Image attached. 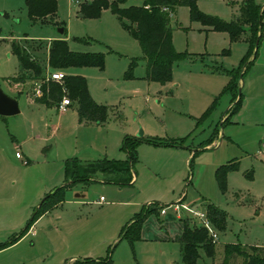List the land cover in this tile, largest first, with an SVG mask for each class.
<instances>
[{
	"label": "rangeland",
	"instance_id": "obj_1",
	"mask_svg": "<svg viewBox=\"0 0 264 264\" xmlns=\"http://www.w3.org/2000/svg\"><path fill=\"white\" fill-rule=\"evenodd\" d=\"M253 1L264 6V0ZM242 2L195 0L201 12L196 20H191L188 6L175 8L170 16L172 46L186 57L173 63L171 80L162 84L147 79L139 41L109 9L99 17L79 16L75 0H58L54 18L33 23L25 0H0V88L9 96L17 91L7 81L18 70L11 39L29 36L47 42L61 35L58 28L64 27L62 35L70 50L103 54L102 68L84 66L65 73L82 75L92 99L107 110L105 122L95 130L77 127L74 103L65 94L71 108L64 117V129L52 137L47 127L59 120L56 109L30 103L24 94L17 96L19 112L0 116V190L5 203L29 196L30 190L48 194L65 180L67 159L124 162V136L137 137L141 132L138 137L144 139L186 138L173 140L176 147L138 142L132 182L125 172L97 173L96 180L76 182L63 204L35 223V238L30 231L15 246L0 250V264H75L76 259H104L118 241L122 226L143 206L157 210L142 224L144 240L132 245L119 241L111 264H164L167 259L168 264L175 259L182 264L176 237L185 217L191 225L197 223L186 208L206 211L209 204L227 214L223 230L212 224L216 234L219 232L215 239L219 250L231 241L264 245V25L256 58L241 79L242 99L234 112H227L231 95L222 93L228 75L210 71L237 67L249 49L244 41L231 42L227 32L215 29L211 22L213 17L229 21L239 13ZM142 3L126 0L122 6ZM133 61L132 77H126ZM21 90L32 96L34 85ZM58 104L54 106L60 111ZM224 115L226 121L221 120ZM31 123L34 130L28 127ZM35 133L39 139L33 140ZM22 136L27 137L25 145L31 153L27 165L15 158L14 144ZM233 161L238 162L237 169L228 172L222 192L216 168ZM78 192L85 196L76 198ZM100 196L104 200L99 202ZM8 233L0 232V244L7 241Z\"/></svg>",
	"mask_w": 264,
	"mask_h": 264
},
{
	"label": "trees",
	"instance_id": "obj_2",
	"mask_svg": "<svg viewBox=\"0 0 264 264\" xmlns=\"http://www.w3.org/2000/svg\"><path fill=\"white\" fill-rule=\"evenodd\" d=\"M79 12L84 16L99 17L104 9H109L118 19L121 26L139 41L142 57L146 62V77L149 80L162 84L171 80L173 63L186 57L184 52H176L171 41L170 16L178 6H188L191 20L200 18L201 12L197 9L195 0H143L142 5L122 6L126 0H78ZM26 10L30 20L44 22L54 18L58 9V0H25ZM264 6L256 4L253 0H243L239 13L229 21L213 17L212 26L223 30L229 35L231 42L244 41L248 44V51L241 58L237 67L226 70L222 67L214 71L226 73L229 77L222 93L231 95V104L227 110L231 113L238 109L242 93L238 95L240 81L253 63L258 52L262 38L264 23L262 16ZM11 49L16 55L18 70L12 77L7 78L9 83H39L41 94L32 95L35 102L46 105H57L61 98L67 95L74 103L78 121L80 123L103 124L107 117L106 107L97 104L91 97L86 79L82 75L66 74L65 70L72 67L94 66L103 67L104 57L101 53H83L70 50L66 39H53L50 41H36L27 36L11 43ZM135 61L130 64L126 77H132L131 69ZM64 73L62 82L48 77L50 72ZM65 88V90L63 89ZM213 107V105H212ZM211 109V108H210ZM210 109L205 112L207 115ZM228 116L224 117V121ZM214 134L208 139L213 140ZM179 139H158L149 137L144 139L136 136H124L121 149L126 154L124 162L113 160H100L96 162H80L71 159L65 164V181L54 190L46 194L34 208L25 226L9 241L0 244V249L16 242L27 233L33 223L44 213L65 200L66 190L76 182L88 183L96 180V174L123 173L131 182L132 168L137 161L136 145L146 142L158 146H177L174 141ZM174 140V141H173ZM175 141V142H176ZM237 161L221 164L216 168L215 177L220 190L225 191V180L228 172L237 169ZM157 212L143 206L132 218L125 223L119 233L118 241L113 248L108 249L104 259H80L75 264H111L114 247L121 240H127L132 245L140 239V231L147 216ZM206 213L211 223L218 229L226 226L227 214L213 204L206 206ZM181 259L183 264H197L204 254L210 259V264H264V246L242 245L240 243H226L223 246V258L215 262L216 240H213L206 228L183 219L182 232L179 238Z\"/></svg>",
	"mask_w": 264,
	"mask_h": 264
},
{
	"label": "crops",
	"instance_id": "obj_3",
	"mask_svg": "<svg viewBox=\"0 0 264 264\" xmlns=\"http://www.w3.org/2000/svg\"><path fill=\"white\" fill-rule=\"evenodd\" d=\"M78 5V4H77ZM79 6V5H78ZM77 6V7H78ZM63 28V32L62 33H60L61 35H57V36H53L51 39H49L48 41H50V40H53V39H66V37L65 36H63L62 34L63 33H65V28L64 27H62ZM27 37H29V36H27ZM29 38H33V37H29ZM19 38H17V39H11V41H10V44L12 43V42H15V41H17ZM238 42H242V41H238ZM72 68H77V67H72ZM71 69V68H70ZM210 71H214V70H210ZM228 82V81H227ZM12 84H14V83H12ZM29 85L30 83L29 82H26V83H17V84H15L16 85V88H17V91H16V94H14V95H10V96H12V97H14V98H17V96H20V94H24V95H26L27 96V98H29V102L30 103H33V104H36V105H42V106H46V105H43V104H40V103H37V102H35L34 101V99H33V97L32 96H30L29 94H27L26 93V91H23V90H21L24 86H26V85ZM240 84H241V81H240ZM231 100H232V98H231ZM231 102V101H230ZM46 107H54L55 109H56V113H57V115H59L60 117L58 118L59 120L56 122V124L53 126V127H47L48 128V131H49V135H51L52 137H55V136H57V134L62 130V129H64V125H65V121H66V119L67 118H65L64 119V117H65V115H67V113H68V111H69V108H71L70 107V105L68 106V108L65 110V111H58V109H57V107L56 106H46ZM73 107H75V105L73 106ZM229 108V107H228ZM76 109V108H75ZM77 113V112H76ZM1 116V115H0ZM3 117H5V116H3ZM224 117H225V115L221 118V120H223L224 119ZM100 125H103V124H97V123H87V124H84V123H80L79 121H78V116H77V127L79 126V127H83V128H86V129H91V130H95L96 129V127L97 126H100ZM29 127V129L30 130H34V128H35V126L34 125H32V123H31V125H29L28 126ZM67 130V129H66ZM65 132V131H64ZM15 138H16V136H14ZM14 138V139H15ZM1 139H2V133H0V145H1ZM17 139V138H16ZM32 139L33 140H35V139H39V136L38 135H36V133L33 135V137H32ZM26 141H27V137L26 138H24L23 136L22 137H20V140L18 139L17 140V142L18 143H13L14 144V147H15V149H16V152L17 151H19L20 152V154L22 155V157L26 160V163H23L22 161H21V159H19V158H16V156H15V158L17 159V160H20L21 162H22V164H24V165H27V164H29L30 162H31V153H30V151H29V149L26 147V145H25V143H26ZM3 142V141H2ZM176 147V146H175ZM22 148H24L23 150L25 151H23L22 150ZM179 148H183V147H179ZM0 150H1V148H0ZM3 150V149H2ZM15 152V153H16ZM125 154V153H124ZM2 156H1V152H0V163H2ZM83 159V158H82ZM84 160H88V159H84ZM69 160L67 159V161H65L64 162V165L66 164V162H68ZM79 161V160H78ZM96 161H100V159L99 160H96ZM95 161V162H96ZM80 162H82V161H80ZM84 163H86V162H84ZM132 180H133V178H132ZM132 180H131V182H132ZM64 181L65 180H63V182H61V184H63L64 183ZM60 184V185H61ZM55 186V185H54ZM57 187V186H56ZM55 187V188H56ZM54 187H51V189L49 190V192L50 191H52V190H54L53 189ZM69 190H73V189H71V188H69V189H67L66 190V193H65V196H66V194L69 192ZM44 192H45V194H46V192L47 191H45V190H30V192H29V196H27V197H23V198H21V199H18V200H13V201H11L10 203H5V200H3L2 199V195H3V193H2V190H0V232L1 231H6V232H9L8 234V239H7V241H9L13 236H15L16 234H17V232L19 231V230H21L23 227H21L23 224H24V222H25V224H26V222H27V220L29 219V217H30V215L32 214V212H33V210H34V208L40 203V201L43 199L42 198V194H44ZM85 196V194L84 193H81V192H78L76 195H75V197L76 198H83ZM42 198V199H41ZM65 201V200H64ZM63 201V202H64ZM39 202V203H38ZM63 202H61L60 204H58V205H56L55 207H53L52 209H54V208H57V207H59V206H61L62 204H63ZM52 209H50L49 211H47L46 213H44L43 215H41L34 223H33V225L30 227V229L27 231V233L25 234V235H23L20 239H18L16 242H14V243H12V244H10V245H8V246H6V247H4V248H2V249H0L1 251L2 250H4L5 251V249L6 250H8V249H10L11 248V246H15V244H17L22 238H24L27 234H29V232L30 231H32V235H33V238H35L36 237V233H35V230H33V227L35 226V223L42 217V216H44V215H46V214H48ZM132 218V217H131ZM130 218V219H131ZM129 219V220H130ZM128 220V221H129ZM127 221V222H128ZM227 221V220H226ZM126 222V223H127ZM182 227H183V225H182ZM182 227H181V230L179 231V234L177 235V237H176V243H177V245H178V248H177V250H178V254H179V257H180V261H181V263L183 264V262H182V259H181V250H180V242H179V238H180V235H181V232H182ZM121 230V229H120ZM218 232V231H217ZM119 233H120V231H119ZM119 233H118V237H119ZM11 237V238H10ZM218 237H219V232H218V234H217V240H218ZM144 240V238H143V236L141 237V235H140V239H138V240H136L137 242H139V241H143ZM217 240H216V244H217ZM5 241V240H4ZM6 241V242H7ZM122 241V240H121ZM127 241V240H126ZM119 243V242H118ZM117 243V244H118ZM227 243H240V244H242V245H258V246H264V245H260V244H250V243H243V242H239V241H236V242H234V241H231V242H227ZM117 246V245H116ZM115 246V247H116ZM10 247V248H9ZM114 247V248H115ZM114 250V249H113ZM221 251H222V254H221ZM112 255H113V253H112ZM222 258H223V250H219L217 247H216V256H215V262H220L221 260H222ZM76 260H78V259H76ZM80 260V259H79ZM169 259H167L166 261H164V264H168L167 262H170V260L168 261ZM176 261H174L173 260V262H171L170 264H177V259H175ZM113 261V260H112ZM197 264H210V259L209 258H207L206 256H204V254H201V257H200V259L198 260V262H197Z\"/></svg>",
	"mask_w": 264,
	"mask_h": 264
},
{
	"label": "built area",
	"instance_id": "obj_4",
	"mask_svg": "<svg viewBox=\"0 0 264 264\" xmlns=\"http://www.w3.org/2000/svg\"><path fill=\"white\" fill-rule=\"evenodd\" d=\"M75 3L78 4L79 1L75 0ZM48 77L56 80V81H62L63 77H64V73L61 71H54V72H50L48 74ZM41 94V89H40V84L39 83H35L34 84V94L33 95H40ZM70 105V100L68 98H66V96H64V98L61 100V102L58 104V108L60 111H65L68 106ZM16 158L21 159V161L23 163H26V160L22 157V155L20 154L19 151H17L15 153ZM104 198L103 196H100L99 198V202L103 201ZM175 208L178 209V205H175ZM186 208V207H185ZM186 210H188V212H190L193 216L194 219L196 220L197 224L203 226L204 228L207 229L209 235L212 237L213 240L217 239V234L212 226L211 221L209 220L207 213L205 210L203 209H191V208H186Z\"/></svg>",
	"mask_w": 264,
	"mask_h": 264
},
{
	"label": "water",
	"instance_id": "obj_5",
	"mask_svg": "<svg viewBox=\"0 0 264 264\" xmlns=\"http://www.w3.org/2000/svg\"><path fill=\"white\" fill-rule=\"evenodd\" d=\"M79 16H83L82 13H80ZM58 32L62 33L63 28L59 27ZM241 88H239L240 93ZM19 112L18 107V101L16 98L9 96L6 94L1 88H0V115L1 116H9L14 115ZM142 133L140 132L138 136H140Z\"/></svg>",
	"mask_w": 264,
	"mask_h": 264
}]
</instances>
